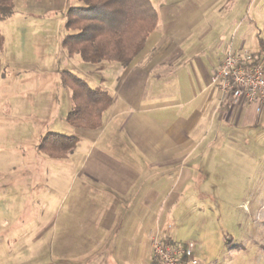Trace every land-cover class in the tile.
<instances>
[{
	"label": "rangeland",
	"instance_id": "1",
	"mask_svg": "<svg viewBox=\"0 0 264 264\" xmlns=\"http://www.w3.org/2000/svg\"><path fill=\"white\" fill-rule=\"evenodd\" d=\"M161 1L164 32L178 40L185 55L209 56L205 61L214 62L216 54L244 51L264 59V0L252 11V25L235 32L219 28L218 14L191 16L195 0ZM77 4L16 0L13 16L0 21V264H155L152 243L160 238L193 242L190 255L197 264H264V107L236 128L225 124L209 141L196 145L191 157L178 158L173 170L144 172L130 182L124 197L85 179L87 169L112 163L100 152L126 147L137 152V147L147 153L140 138L149 132L141 126L137 134L128 125L119 132L125 115L106 130L104 114L96 129L66 122L70 90L60 82V72L70 71L93 88L116 64L107 62L104 70L69 57L63 49L65 11ZM190 25L192 32L186 30ZM164 80L155 81L157 88L166 89L160 103L180 101ZM152 88L153 81L141 85L144 91ZM163 131L161 127L152 134L160 137ZM48 132L76 137L74 150L60 159L39 151L37 145ZM106 135L118 138L105 143ZM103 190L123 197L127 205L111 215V221L125 222L120 229L110 216H102L107 200ZM88 200L95 208L85 207Z\"/></svg>",
	"mask_w": 264,
	"mask_h": 264
},
{
	"label": "crops",
	"instance_id": "2",
	"mask_svg": "<svg viewBox=\"0 0 264 264\" xmlns=\"http://www.w3.org/2000/svg\"><path fill=\"white\" fill-rule=\"evenodd\" d=\"M260 1L195 0V4L189 5L193 12L191 16L218 14L222 16L219 28L221 30L228 28L235 32L241 27L252 25L254 21L252 11ZM156 2L158 7L152 1L158 12V24L149 36L144 50L126 67L112 64L110 66L113 69L112 74H109V77L102 74L101 82L96 85L106 90L112 97L111 105L104 112L105 130L115 120L125 115L124 123H120L119 132H122L127 125L132 126L133 130L130 131H135L137 134L139 132L137 129L141 126L143 127L142 131L149 132L140 138L142 143L147 146V153L137 147V152L128 147L121 152H100L98 156L110 158L112 163L103 169L88 167L90 169L85 172V179L88 181L101 183L102 187H112L114 193L123 197L131 187L130 182L137 181L140 176L149 171L173 170L178 158L185 160V158L191 157L196 145L209 141L211 137L223 130L222 128L225 129V124L233 125L236 128L240 122L243 124L249 122L251 116L254 115L250 106L232 104L212 82V74L220 64L223 55L216 54L214 62L211 59L205 61L209 56L204 59L198 54L185 55L184 50L177 44L178 40L174 41V36L170 32L168 35L165 34L164 29L167 25L166 22L164 24V15L159 9L162 1L156 0ZM245 14L248 17H241ZM193 21L197 22V19L194 18ZM157 30L161 31V34H155ZM186 30L192 32L195 29L190 25ZM208 30L209 27L198 36L199 41L206 37L205 31ZM188 35L183 38L187 39ZM163 47H168L167 51L163 50ZM163 51L164 53H162ZM174 62L178 63L172 66ZM109 65V63L102 64L106 67L104 70ZM160 77L167 78L168 82L164 81L169 84L170 90L177 91V94L182 98L180 101H172L174 103L167 105L160 103V100L166 97V92H163L166 89H161V85L157 88L158 84H155V81ZM151 81L154 82L155 88L144 91L143 86L144 90L141 89L142 84ZM120 84L122 87L118 90ZM152 112H157V114L152 115ZM161 127L164 131L160 137L158 134H152L155 129ZM141 135H138L137 139ZM209 135L210 137H208ZM114 137L118 138L117 135H106L103 142L110 143ZM144 165L147 168H144ZM92 183L94 184V182ZM90 186L91 184L85 185L88 188L87 197L90 196ZM102 193L107 196L104 205L105 212L102 216L103 218L110 216V222H116V228L120 229L124 222L123 219L116 218L111 221V215L116 214V207L126 205L122 201L123 197L120 199L119 195L113 196L104 190ZM85 207L89 210L94 207L91 200L86 202ZM91 216L94 217V213ZM163 232L162 229L161 233Z\"/></svg>",
	"mask_w": 264,
	"mask_h": 264
},
{
	"label": "trees",
	"instance_id": "3",
	"mask_svg": "<svg viewBox=\"0 0 264 264\" xmlns=\"http://www.w3.org/2000/svg\"><path fill=\"white\" fill-rule=\"evenodd\" d=\"M77 1L79 4L68 6L65 11L62 47L69 57L78 56L93 65L115 62L128 66L146 47L158 24V12L151 0ZM15 2L0 0V21L13 16ZM3 45L0 31V53ZM60 82L70 90L66 122L75 128L100 127L102 116L112 103L110 94L99 86L90 87L70 71L60 72ZM76 141L72 135L48 132L37 149L50 158L60 159L74 150Z\"/></svg>",
	"mask_w": 264,
	"mask_h": 264
},
{
	"label": "built area",
	"instance_id": "4",
	"mask_svg": "<svg viewBox=\"0 0 264 264\" xmlns=\"http://www.w3.org/2000/svg\"><path fill=\"white\" fill-rule=\"evenodd\" d=\"M212 82L232 104L250 106L253 113L264 107V59L244 51H227L212 74ZM193 242L156 239L152 243L155 264H197L191 255Z\"/></svg>",
	"mask_w": 264,
	"mask_h": 264
}]
</instances>
